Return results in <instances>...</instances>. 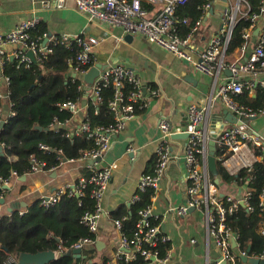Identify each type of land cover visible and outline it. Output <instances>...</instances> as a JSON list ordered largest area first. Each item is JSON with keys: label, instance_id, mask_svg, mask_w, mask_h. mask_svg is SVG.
Segmentation results:
<instances>
[{"label": "built area", "instance_id": "1", "mask_svg": "<svg viewBox=\"0 0 264 264\" xmlns=\"http://www.w3.org/2000/svg\"><path fill=\"white\" fill-rule=\"evenodd\" d=\"M65 2L66 0H52L43 6L62 9ZM185 2L186 0H75V8L90 22L118 27L127 35L142 36L177 59L189 63H192V59L186 47L191 35L198 30L202 17L209 9L213 6L215 9L221 8L222 27L217 34L208 39L205 45L199 47V60L193 63V68L196 72L215 80L221 71L230 72V76L218 84L210 100L219 99L225 110L242 121V125H231L217 138L210 139L203 131L210 105L201 107L196 104L188 105L184 127L173 128L166 120L160 121L158 124L160 136L152 171L149 174L143 173L139 177L130 204L141 201V197L147 191L156 192L171 158L172 135L186 133L183 156L186 201L180 206L170 208V212L180 217L186 216L191 209L202 212L206 236L218 251L216 260L211 261L207 258L205 264H221L222 262L240 264L239 256L244 255L245 251L238 250L237 236L227 226V219L238 206L244 207L248 212L253 211L249 203L251 193L248 189H244L238 194H220L218 185L210 179L208 174L207 144L210 140L214 141L215 154L218 152L215 157L230 175H235L240 170H249L256 161L264 163V136L250 125L251 121L264 116V108L254 112L234 98L235 95L242 94L244 89H247L250 94L257 87L264 89V3L260 7V12L252 15L245 0H212L202 7L203 16L192 24L190 33L181 37L178 26L189 23L187 18L178 21L175 11ZM144 3L160 8L150 12L143 7ZM239 19L250 21L249 27L242 35L243 44L238 49L241 53L239 58L244 61L239 64H230L225 62V49ZM38 25V20L32 18L18 23L11 30L0 35V116L3 118V123L13 116L11 104L7 102L8 80L2 75L5 63L14 60L18 66L23 65L29 68L32 63L42 64L53 52L54 46L60 45L68 50L76 48L75 57L68 60V63L72 74L82 80L83 90L85 86L83 76L95 65L93 50L99 44L98 40L73 34L52 35L48 38L43 34V37H34L32 33ZM256 29L258 31L254 34ZM43 40H46L45 44ZM6 45H12L13 51L5 52L2 48ZM144 89L141 79L125 66L113 65L100 70L90 87L89 98L97 104L102 101L103 91H112V96L107 103L112 122L105 126L92 127L87 112L88 102L84 104L83 97H80L75 101L58 104L60 111L67 110L72 117L63 124L54 118L49 127L55 132L65 127L66 131L63 134L65 139L71 141L75 137L84 136L86 140L92 142L93 147L83 151L77 159L68 160L63 158L61 149L53 150L46 145H39V150L42 152H54L57 155L59 165L51 169H46L47 163L39 161L35 156L29 158L31 174L52 171L70 163H81L90 171L88 177H80L75 182L63 184L38 200V204L44 209L57 204L63 196L79 199L88 195L94 202V212H86L81 217L80 224L95 238L79 239L69 249L58 244L54 250L57 259L61 254L71 250L78 249L83 253L85 250L96 248L98 242L96 233L103 212L104 192L111 178V172L116 168L115 164L102 166V161L110 149L111 136L122 132L125 124L147 106L148 100L144 96ZM151 94L155 95L156 92L151 91ZM2 103H5V111ZM78 115H80V124L74 127L72 119ZM17 177H19L17 173L12 171L7 178L0 179V199H4V188L8 189L12 179ZM259 207L264 209V188L260 195ZM25 213L26 210L18 211L19 216ZM1 215L3 214L0 211ZM122 220H113V226L119 234V241L116 250L107 257L106 264H168L170 248L165 255H160V248L168 246L170 238L161 231L159 218L153 216L151 205L138 211V220L131 237L121 232ZM233 241L236 243L235 248H232ZM191 243L194 241L191 240ZM249 257L254 256L249 254ZM139 259L141 263H138Z\"/></svg>", "mask_w": 264, "mask_h": 264}, {"label": "crops", "instance_id": "2", "mask_svg": "<svg viewBox=\"0 0 264 264\" xmlns=\"http://www.w3.org/2000/svg\"><path fill=\"white\" fill-rule=\"evenodd\" d=\"M50 1L52 0H0V35L22 21L35 18L39 22L38 28L42 35L47 38L62 34L94 38L99 41L93 50L95 64H99L101 70L113 65L131 69L145 86L144 96L148 100L147 106L125 124L122 132L111 136L110 149L102 161V166L115 164L116 168L111 172L103 196V212L96 233L97 240L103 244L96 250V253H99L108 249L109 236L113 231L116 232L110 214L119 207L130 206L139 177L152 171L160 136V121L166 120L173 128L184 127L188 105L196 104L201 107L210 105L203 126V131L210 139L217 138L233 125L225 117L226 110L220 100H210L218 84L229 77L230 72L221 71L215 80L196 72L193 68V63L199 60V47L205 45L222 27L221 8L215 9L213 6L209 9L202 17L198 30L191 35L186 47L192 59V63H189L177 59L142 36L128 37L118 27L88 21L75 8V0H66L62 9L45 8L43 5ZM155 9L152 6L149 11ZM2 49L10 53L14 48L12 45H6ZM249 50L250 48L247 53ZM240 55L239 50H235L231 55H225V62L239 64L244 61L240 60ZM151 91L156 94L152 95ZM89 97V92H85L84 104ZM3 110H6L5 105ZM79 124L80 115L73 117L72 125L77 127ZM250 125L264 136V116L251 121ZM185 144L186 138L170 140L171 158L160 185L151 198V207L153 216L159 218L161 231L170 238L168 264H205L207 258L216 260L218 251L206 236L202 212L192 209L184 217L170 212V208L180 206L186 201L183 160ZM130 148L132 151H128ZM129 154L133 155L129 157ZM15 160V157L12 158V161ZM87 172L90 175L85 165L70 163L52 171L26 173L14 178L9 188L4 190V203L0 204V211L5 215L8 214V208L27 210L34 203H38L40 197L50 194L63 184L85 177ZM232 189L233 186L226 187L230 193ZM191 240L194 243H191ZM115 250L116 248L108 256Z\"/></svg>", "mask_w": 264, "mask_h": 264}, {"label": "trees", "instance_id": "3", "mask_svg": "<svg viewBox=\"0 0 264 264\" xmlns=\"http://www.w3.org/2000/svg\"><path fill=\"white\" fill-rule=\"evenodd\" d=\"M212 0H186L175 11L178 21L187 18V25H179V34L185 37L191 31L192 24L203 16L202 7ZM250 8V14H258L264 0H245ZM148 11L152 6L144 3ZM250 21L239 19L233 28L231 37L225 49V55H231L243 44L242 35L249 27ZM39 26V25H38ZM34 37H43L42 31L37 29L32 33ZM77 49H65L57 45L42 64L32 63L29 68L17 64L16 61L5 63L2 75L8 80L9 97L13 116L6 119L0 128V145L3 155H0V179L7 178L12 171L18 176L29 173L31 156L47 163L46 169L58 167L59 159L54 152H42L39 145H46L53 150H62L65 159H77L81 153L91 147V141L84 136L75 137L69 141L64 138L65 127L59 132L45 131L50 127L54 118L61 124L71 119L67 110H59L58 104L75 101L83 97L82 80L72 77L68 60L75 57ZM127 92V91H126ZM112 96L111 90L103 91L102 101L94 103L88 99L87 110L92 127L105 126L112 122L108 110V100ZM235 100L254 112L264 108V89L255 88L253 93L244 89L242 94L235 95ZM5 103H2L4 106ZM3 118L0 116V123ZM38 126L39 131L34 127ZM218 152L215 154L217 157ZM16 158L12 161V158ZM151 173V172H150ZM145 174H149L145 172ZM89 173L85 174L88 177ZM212 181L218 179V188L221 194H238L248 189L249 203L253 207L248 212L244 207L237 210L227 219V226L237 236L239 251H246L250 247V255L264 259V209L259 207L260 195L264 188V163L256 161L247 170H240L230 175L216 159L215 172H210ZM233 186L232 193L226 187ZM226 190V191H225ZM153 191H147L141 201L129 207H119L110 214L111 220L121 221V232L131 237L138 220V211L151 205ZM94 212V202L85 195L79 199L66 196L49 209L42 208L38 203L30 206L23 216L18 210L0 216V264H17L16 257L20 253L35 254L48 250H56L58 244L70 248L82 238H95L80 224L81 217L86 213ZM152 224H156L152 222ZM56 239L59 242H56ZM169 245L160 248V255H165ZM96 248L85 250L81 258L61 254L50 264H106V257L94 261ZM138 263H141L140 259ZM135 264V263H132ZM241 264V262H240Z\"/></svg>", "mask_w": 264, "mask_h": 264}, {"label": "water", "instance_id": "4", "mask_svg": "<svg viewBox=\"0 0 264 264\" xmlns=\"http://www.w3.org/2000/svg\"><path fill=\"white\" fill-rule=\"evenodd\" d=\"M258 29L254 31V34H256ZM128 37H131L130 34L127 35ZM46 40H44L45 44ZM28 56L32 57L31 54H28ZM101 70V66L99 64H95L92 66L88 72L83 76V82L85 83L84 86V91L89 92L91 85L93 84L94 79L98 76V73ZM72 77H75V74H72ZM224 115L231 124H237V125H242V121L237 119L233 114L229 113L228 111H224ZM3 122L0 123V128L3 126ZM35 129L41 131L42 129L38 126L34 127ZM51 128L45 129V131H49ZM172 139L175 138H187L186 133L182 134H175L172 135ZM0 155H3V147L0 145ZM133 154H129V157H131ZM206 164H207V169L209 172H215L216 169V157H215V144L213 140L208 141V154L206 158ZM214 183L218 185L219 181L218 179L214 180ZM7 189V188H4ZM4 203V199H0V204ZM192 210V209H191ZM12 208H8V213L12 212ZM58 239H56V242ZM103 246L102 242L98 241L96 243V249L99 250ZM236 247L235 241L232 242V248ZM250 253V247H248L245 251L244 255H240L239 258L243 264H264V259L263 258H254V257H249ZM66 256H73L75 258H81L82 257V251L75 249L68 251L64 253ZM17 264H50L53 263L57 260L55 257V253L52 250L44 251V252H38L35 254H30V253H20L16 257ZM221 264H225L222 262Z\"/></svg>", "mask_w": 264, "mask_h": 264}, {"label": "rangeland", "instance_id": "5", "mask_svg": "<svg viewBox=\"0 0 264 264\" xmlns=\"http://www.w3.org/2000/svg\"><path fill=\"white\" fill-rule=\"evenodd\" d=\"M155 8L159 9L160 7L156 6ZM116 232L113 231L112 234H110V236H109V240H108V243H107L108 249L94 254V258H93L94 261L103 259V257L108 256L110 254V252L116 248L117 241H118V238H119L118 237V233H116Z\"/></svg>", "mask_w": 264, "mask_h": 264}]
</instances>
